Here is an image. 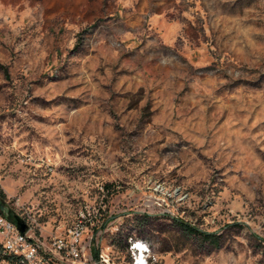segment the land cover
I'll return each instance as SVG.
<instances>
[{
    "label": "rangeland",
    "instance_id": "rangeland-1",
    "mask_svg": "<svg viewBox=\"0 0 264 264\" xmlns=\"http://www.w3.org/2000/svg\"><path fill=\"white\" fill-rule=\"evenodd\" d=\"M0 193L46 235L104 202L119 264H264V0H0Z\"/></svg>",
    "mask_w": 264,
    "mask_h": 264
},
{
    "label": "built area",
    "instance_id": "built-area-1",
    "mask_svg": "<svg viewBox=\"0 0 264 264\" xmlns=\"http://www.w3.org/2000/svg\"><path fill=\"white\" fill-rule=\"evenodd\" d=\"M16 206L0 198V264H119L92 234V228L104 225V202L87 206L63 231L48 235L29 207L24 203ZM17 216L27 224V230L19 228ZM154 246L153 240L146 236H131L130 264H152Z\"/></svg>",
    "mask_w": 264,
    "mask_h": 264
},
{
    "label": "trees",
    "instance_id": "trees-1",
    "mask_svg": "<svg viewBox=\"0 0 264 264\" xmlns=\"http://www.w3.org/2000/svg\"><path fill=\"white\" fill-rule=\"evenodd\" d=\"M0 198L2 199V193H0ZM184 228L189 231L190 233H198L201 234L202 232L199 231L197 228L184 223ZM202 236L207 239L210 240L211 242L215 243L216 245H219V238L217 237V235L215 233H202Z\"/></svg>",
    "mask_w": 264,
    "mask_h": 264
},
{
    "label": "water",
    "instance_id": "water-1",
    "mask_svg": "<svg viewBox=\"0 0 264 264\" xmlns=\"http://www.w3.org/2000/svg\"><path fill=\"white\" fill-rule=\"evenodd\" d=\"M17 224H18V226H19V228L22 230V231H25V230H27V224L20 218V217H18L17 216Z\"/></svg>",
    "mask_w": 264,
    "mask_h": 264
}]
</instances>
